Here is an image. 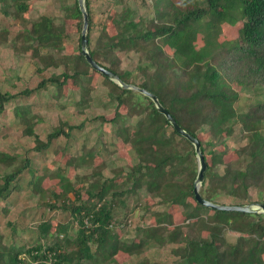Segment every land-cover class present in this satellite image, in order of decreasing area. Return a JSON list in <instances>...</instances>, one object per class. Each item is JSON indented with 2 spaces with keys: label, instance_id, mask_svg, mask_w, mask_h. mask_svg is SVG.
I'll use <instances>...</instances> for the list:
<instances>
[{
  "label": "trees",
  "instance_id": "trees-1",
  "mask_svg": "<svg viewBox=\"0 0 264 264\" xmlns=\"http://www.w3.org/2000/svg\"><path fill=\"white\" fill-rule=\"evenodd\" d=\"M38 1H48L53 12L24 19L20 15L28 7L26 0H0V13L9 16L18 12L15 16L21 20L16 42L29 44L38 66L59 73L40 76L33 89L0 91V111L16 98L26 99L40 91L58 101L72 85V106L78 115H84L96 93L88 81L97 76L107 91L102 106L105 110L112 107V112L77 124L59 120L42 141L33 131L36 116L16 115L22 135L34 136L35 145L25 151L16 170L0 172L3 201L18 190L17 180L31 171L33 156L42 157L59 137L70 144L73 134L84 132L87 124L98 136L95 144H81L78 149L83 153L78 168L89 170L85 184L79 186L80 175L71 184L63 167L53 176L58 178L59 194L45 188L47 171L39 184L31 179L27 183L45 211L67 215L57 230L70 231L72 243L55 239L47 217L33 229L36 238L29 246H10L0 234V264H118L120 254L137 257L156 247L167 250V262L134 264H264V215L199 205L193 193L197 161L192 144L172 129L148 97L122 89L87 64L80 52L83 22L77 0ZM144 1L84 0L91 58L125 84L154 94L177 124L198 139L207 164L199 188L205 200L246 205L253 203L250 192H254L255 202L264 206V101L246 112L235 106L240 93L258 95L264 91V0H192L190 4L151 0L154 14L150 18L138 14ZM54 12L62 14L60 19H55ZM236 23L234 39L220 36L224 26ZM70 26L74 28L68 29ZM73 32L77 33V48L69 51ZM121 52L137 56L133 71L121 69ZM105 124L122 148L134 154L128 167H116L108 157L115 143L106 140L101 130ZM228 139L237 145L235 150L228 149ZM5 157L0 152V164ZM101 158L100 163L95 162ZM129 197H135L143 215L132 238L122 239L114 228L123 230L129 225L133 213L126 205ZM143 200L153 202L148 206ZM123 209L124 219L119 221ZM6 212L5 208L3 214ZM144 214L150 216L146 224L142 222ZM74 226L75 230L71 229ZM70 249L74 253L70 254Z\"/></svg>",
  "mask_w": 264,
  "mask_h": 264
},
{
  "label": "rangeland",
  "instance_id": "rangeland-1",
  "mask_svg": "<svg viewBox=\"0 0 264 264\" xmlns=\"http://www.w3.org/2000/svg\"><path fill=\"white\" fill-rule=\"evenodd\" d=\"M103 0H100V2ZM134 1V0H131ZM141 0H136L139 3ZM174 3H179V0H172ZM186 4H190L192 0H184ZM28 7L25 12L20 16L24 19H33L41 14H49L52 8L49 6L48 1L38 0H26ZM128 5L136 9L133 2H129ZM235 8H238L236 5ZM235 15L240 14L239 9ZM238 12V14H237ZM18 12L14 11L9 16H4L0 13V91L16 93L25 88L33 89L40 81V76L49 77L51 75L56 76L58 71L46 70L43 67L38 66L36 60L31 58V47L24 42H16L15 36L20 31L21 17H16ZM139 15L146 18L153 16V8L151 0H145L144 5L138 11ZM61 13L54 12L55 19H60ZM102 20L103 17H99ZM235 26H224L222 29V38L229 40L234 39L236 34ZM73 26L68 29H73ZM70 40L68 42L67 49L76 51L77 48V33H71ZM220 37V39H221ZM121 60V69H127L133 71L137 56L134 54H125L123 52L118 53ZM88 83L96 88L95 98L93 100L92 107L84 112V115H78L76 110L72 106V94L74 86H70L69 90L63 95L60 100H54L50 93L37 92L32 94L28 98H16L11 103L7 104L4 111H0V152L6 154L0 164V172H12L16 170L22 164V157L27 149H32L35 145L34 136L26 137L22 135V127L16 122L18 117L16 115H26L27 118L36 116L32 119L34 122L33 131L37 137L42 141L45 135L51 128L57 126L59 120L67 123H79L83 119H89L96 115L109 116L112 112V107L105 110L102 103L105 102L106 89L101 86V78L94 76ZM234 88L238 91L239 87L234 85ZM255 96V97H253ZM264 101V91L258 95H252L251 93H240V98L236 103V107L240 112H246L251 106L256 105L259 102ZM124 112V110H122ZM38 118L42 119L38 122ZM101 130L105 134L107 141L115 143V148L107 153L108 157L113 160L116 167H128L127 164L133 162L132 158L134 154L129 148H122L121 142L112 134L110 127L105 124ZM97 133L92 130L90 125H86L85 131L77 134H73V141L70 142L65 137H59L52 145L47 153L42 157L35 155L32 158L31 171L24 173L17 181L18 190L7 201L0 200V234L3 236V241L14 247L21 245L29 246L31 241L35 240L33 229L47 217H50L52 227L50 232L53 234L57 241H61L64 244L72 243L70 237V231L67 233L58 232L57 224L65 223L67 221V215L64 212L54 211L48 212L43 209L41 201L37 195H33L27 186L28 181L31 179L35 182V185L39 184V180L43 177L44 171L46 176L43 179L45 185H48V191H55L60 193L58 178L53 177L55 171L59 167H63L64 173L69 182H77V175L81 177V184H85V177L88 176L89 170H83L78 168L82 161V151L78 150L81 144H87L91 146L95 144L97 139ZM201 137L205 138V134H201ZM104 140V139H103ZM76 141V142H75ZM227 147L230 151L235 150L237 145L228 139ZM78 150V151H77ZM33 155L32 153L29 155ZM71 156V157H70ZM73 157V158H72ZM106 157V156H104ZM120 157V158H119ZM122 157V158H121ZM71 158L70 160H68ZM68 160V161H67ZM101 159H95V162L100 163ZM68 166H64L67 162ZM33 173V176H31ZM108 175L107 171L104 172ZM57 175V174H56ZM55 178V179H54ZM42 182V185H43ZM251 193L252 202L257 201V197L254 192ZM70 199H73V193H69ZM85 197V196H84ZM144 197V196H143ZM49 198V196L47 197ZM153 200H143V204L150 206ZM135 197H129L126 205L129 209H133V213L129 215L128 226L123 230L114 228L118 235L122 239L132 238V232L138 222H141L140 216L142 212L139 206L136 207ZM8 209V212L3 214L4 209ZM4 215V216H3ZM178 216H176L177 218ZM117 218L119 221L124 219V209L119 211ZM150 220L149 214H144L142 219L143 223H147ZM10 222V226L6 225ZM15 229V234L13 230ZM71 229L75 230V226ZM72 231V230H71ZM13 234V235H12ZM235 236V235H234ZM236 238V236H235ZM53 241L50 240V243ZM70 254L74 253L72 249L69 250ZM118 264H134L135 262H167L169 260L167 250H160L159 248H152L148 252L142 253L137 257H128L123 254L117 258Z\"/></svg>",
  "mask_w": 264,
  "mask_h": 264
},
{
  "label": "water",
  "instance_id": "water-1",
  "mask_svg": "<svg viewBox=\"0 0 264 264\" xmlns=\"http://www.w3.org/2000/svg\"><path fill=\"white\" fill-rule=\"evenodd\" d=\"M79 10L82 14V29L80 32V52L87 64L91 67V69L100 75L106 77L110 81L116 83L122 89H131L133 91L139 92L140 94L148 97L152 103L154 104L158 113L162 114L167 122L170 124L172 129L185 138L189 143L192 144L194 148V153L197 161V174L193 183V193L195 201L208 209L216 210V211H227V212H239V213H247V214H263L264 215V206L260 203L253 202L246 205H224V204H215L211 201L205 200L199 193V188L204 182V173L207 170V164L204 160L203 153L201 151V145L197 138L189 134L185 131L181 126L177 124L174 118L170 115V113L159 103L157 97L146 91L145 89L136 87L131 84H125L120 78L113 72L108 69L102 67L97 64L90 56L88 49V40H87V31H88V16L87 11L85 9L84 0H77Z\"/></svg>",
  "mask_w": 264,
  "mask_h": 264
}]
</instances>
